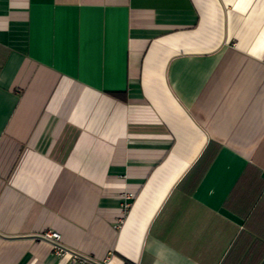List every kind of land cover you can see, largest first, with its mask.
Returning <instances> with one entry per match:
<instances>
[{"label":"crops","instance_id":"obj_1","mask_svg":"<svg viewBox=\"0 0 264 264\" xmlns=\"http://www.w3.org/2000/svg\"><path fill=\"white\" fill-rule=\"evenodd\" d=\"M70 253L261 264L264 0H0V264Z\"/></svg>","mask_w":264,"mask_h":264},{"label":"built area","instance_id":"obj_2","mask_svg":"<svg viewBox=\"0 0 264 264\" xmlns=\"http://www.w3.org/2000/svg\"><path fill=\"white\" fill-rule=\"evenodd\" d=\"M41 239L48 241L54 248L57 255H64L66 252L60 245V234L56 231L47 230L40 235ZM71 260L80 264H107L105 261L98 262L88 257L80 256L76 253H70Z\"/></svg>","mask_w":264,"mask_h":264},{"label":"water","instance_id":"obj_3","mask_svg":"<svg viewBox=\"0 0 264 264\" xmlns=\"http://www.w3.org/2000/svg\"><path fill=\"white\" fill-rule=\"evenodd\" d=\"M264 263V260L261 262V264H263Z\"/></svg>","mask_w":264,"mask_h":264}]
</instances>
